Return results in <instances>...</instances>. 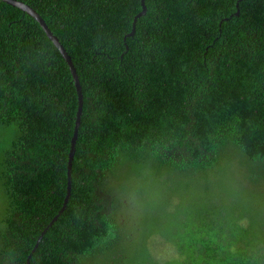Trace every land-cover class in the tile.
I'll list each match as a JSON object with an SVG mask.
<instances>
[{"label":"trees","instance_id":"16d2710c","mask_svg":"<svg viewBox=\"0 0 264 264\" xmlns=\"http://www.w3.org/2000/svg\"><path fill=\"white\" fill-rule=\"evenodd\" d=\"M22 1L84 92L71 198L31 264H264V0H145L132 36L142 0ZM78 108L60 50L0 0V264H28L63 207Z\"/></svg>","mask_w":264,"mask_h":264},{"label":"water","instance_id":"95a60500","mask_svg":"<svg viewBox=\"0 0 264 264\" xmlns=\"http://www.w3.org/2000/svg\"><path fill=\"white\" fill-rule=\"evenodd\" d=\"M14 7L20 8L21 10H23L24 12L29 13L30 15H32L33 17L36 18V20L41 24V26L43 27V29L45 30V32L47 33V35L50 37V39L54 42V44L57 46V48L60 50L61 54L63 55V57L65 58V60L67 61L70 70L72 72V75L74 77V82L77 88V92H78V98H79V108H78V113H77V122H76V127H75V133H74V138L72 141V147H71V151H70V156H69V186H68V194L67 197L65 199L64 205L61 208V210L59 211L58 215L54 217V219L51 221V223L49 224V226H47L41 236L39 237V239L37 240L36 246L33 249V251L30 253L28 259H27V263L31 264V258L34 255V252L37 250V248L39 247L42 239L44 238L46 232L53 226V224L59 219V216L65 211V209L68 206V203L70 201L71 198V194H72V166H73V159H74V155L76 152V143H77V139H78V134H79V129H80V125H81V121H82V115H83V111H84V92H83V87L81 84V80L79 77V73L77 71V68L73 62V58L72 56L69 54V52L67 51V49L65 48V46L63 45V43L60 41V39L55 35V33L52 31V29L49 27V25L47 24L46 20L43 18V16L31 5L27 4L26 2L22 1V0H2ZM142 6H143V10L136 15L135 19H134V23H133V30L130 34V36L134 35L135 31H136V22L138 20L139 17L143 16L146 14L147 12V6L145 3V0H142Z\"/></svg>","mask_w":264,"mask_h":264},{"label":"rangeland","instance_id":"374dc122","mask_svg":"<svg viewBox=\"0 0 264 264\" xmlns=\"http://www.w3.org/2000/svg\"><path fill=\"white\" fill-rule=\"evenodd\" d=\"M6 199H7V197H6L5 192L2 188V185H0V215L5 209ZM158 246H159V253L161 254V256H169V255L173 254V252H175L174 248L171 245L159 244Z\"/></svg>","mask_w":264,"mask_h":264}]
</instances>
